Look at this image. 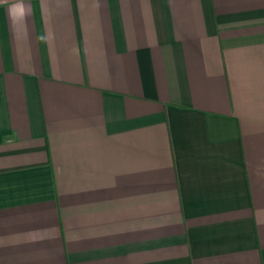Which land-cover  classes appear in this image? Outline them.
<instances>
[{"label":"crops","instance_id":"1","mask_svg":"<svg viewBox=\"0 0 264 264\" xmlns=\"http://www.w3.org/2000/svg\"><path fill=\"white\" fill-rule=\"evenodd\" d=\"M0 264H264V0H0Z\"/></svg>","mask_w":264,"mask_h":264}]
</instances>
